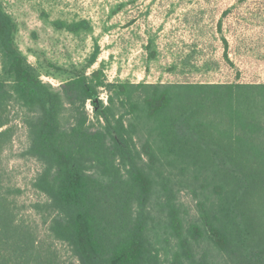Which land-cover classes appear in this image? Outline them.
Wrapping results in <instances>:
<instances>
[{
  "label": "trees",
  "instance_id": "16d2710c",
  "mask_svg": "<svg viewBox=\"0 0 264 264\" xmlns=\"http://www.w3.org/2000/svg\"><path fill=\"white\" fill-rule=\"evenodd\" d=\"M217 24L220 32L221 20ZM57 25L70 33L89 29L86 20ZM15 31L0 0V48L12 78L0 80V156L13 143L12 114L23 110V156L39 164L32 187L45 201L32 206L39 227L20 217V191L6 184L0 168V264H167L158 234H150L156 165L188 171L204 198L198 217L185 226L169 198L159 206L178 239L171 264H196L200 244L222 255L224 264H264V82H240L237 74L233 82L146 84L135 101L124 85L98 81V70L87 75L100 52L95 45L88 64L55 89L26 67ZM155 57L151 50L149 59ZM102 87L122 98L109 96L105 105ZM126 108L153 126L140 149L136 126L119 113ZM161 185L167 193L164 180ZM206 256L198 264H211Z\"/></svg>",
  "mask_w": 264,
  "mask_h": 264
},
{
  "label": "rangeland",
  "instance_id": "374dc122",
  "mask_svg": "<svg viewBox=\"0 0 264 264\" xmlns=\"http://www.w3.org/2000/svg\"><path fill=\"white\" fill-rule=\"evenodd\" d=\"M1 2L16 24L14 41L26 67L55 89L88 64L95 45L99 46L100 52L87 75L98 70V81L124 85L122 89L135 101L146 94V84L233 82L237 74H240V82H264V0ZM120 5L124 7L118 9ZM80 20L88 22L87 31L70 33L57 25L58 21L71 23ZM149 42L151 49L147 51ZM151 50L156 54L153 60L149 59ZM224 53H227L228 62ZM0 80H12L1 48ZM120 94L113 88H99L100 99L105 105L109 96L116 100L122 98ZM85 110L90 124L96 128L88 102ZM129 110L126 108L119 113L124 115L127 124L136 126L134 141L140 149L149 135H153V126L141 112L131 113ZM24 115L20 109L12 114L15 134L13 143L0 156V168L6 184L20 191L15 198L20 217L39 227L40 218L32 206L43 203L45 198L32 187L39 164L23 156L28 145L27 129L22 122ZM134 115L141 119L134 120ZM152 169L154 194L148 212L154 231L150 234L152 237L158 234L159 252L167 264H171L178 251V239L167 228V209L161 211L159 206L169 198L171 205L180 209L179 216L185 226L198 217V204L204 198L199 191V180L188 171L159 165ZM162 180L166 183L167 193L163 192ZM58 249L63 260L70 262L66 249L63 246ZM205 254L211 264L224 261L217 251L200 244L194 248L196 264ZM183 264L189 263L184 259Z\"/></svg>",
  "mask_w": 264,
  "mask_h": 264
}]
</instances>
